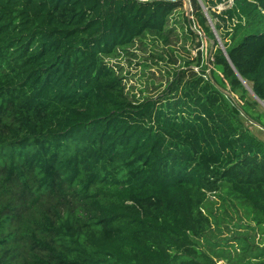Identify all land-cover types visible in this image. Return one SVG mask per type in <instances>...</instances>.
<instances>
[{"label":"trees","instance_id":"obj_1","mask_svg":"<svg viewBox=\"0 0 264 264\" xmlns=\"http://www.w3.org/2000/svg\"><path fill=\"white\" fill-rule=\"evenodd\" d=\"M184 2L0 0V264H227L199 243L212 195L264 233V140L230 92L243 78L264 101V0L220 21L205 3L232 64L191 0L213 62L199 50L155 97L106 61Z\"/></svg>","mask_w":264,"mask_h":264},{"label":"rangeland","instance_id":"obj_2","mask_svg":"<svg viewBox=\"0 0 264 264\" xmlns=\"http://www.w3.org/2000/svg\"><path fill=\"white\" fill-rule=\"evenodd\" d=\"M184 1V5L172 15L170 25L163 33L146 32L134 43L106 58L122 76L126 93L132 100L141 101L157 96L172 80L174 72L186 68L188 63L191 68L199 71L200 67L196 63L199 50L203 52V62H213L214 41L204 36L194 25L193 29L198 36L189 30L186 17L193 19L194 10L191 0ZM201 1L204 5L206 2L209 4L211 11L217 14L215 21H220L223 9L232 0ZM198 42H201L200 47ZM207 73H210L209 68ZM251 87L247 82L244 89L230 92L234 100L257 118L254 120L247 117L245 124L256 137L264 140V104L250 91ZM254 101L257 103L249 107ZM210 197L215 200L218 221L215 220L216 216L212 217V228L199 240L200 246L220 263L243 264L247 259L254 262L261 260L264 233L260 227L248 221L242 208H220L223 201L214 195Z\"/></svg>","mask_w":264,"mask_h":264},{"label":"water","instance_id":"obj_3","mask_svg":"<svg viewBox=\"0 0 264 264\" xmlns=\"http://www.w3.org/2000/svg\"><path fill=\"white\" fill-rule=\"evenodd\" d=\"M200 2H201V4H202L203 9H204V11H205V13H206V16L208 17V19H209V21H210V23H211V25H212V28H213V30H214V32H215V34H216V39H217V41H218V45H219L220 48H222V50L225 52V54L227 55V57H228L230 63L232 64V61L230 60V57H229V55H228V53H227L226 46H225L224 43L221 41V37H220V35L218 34V31H217V29H216L214 23L212 22V18L210 17V15H209V13H208L207 7L203 4V2H202L201 0H200ZM241 78H242V77H241ZM242 80H243L244 84L247 83L243 78H242ZM250 91L255 95V97H256L260 102H262V103L264 104V101H263V100H262V99H261L256 93H255V91L252 89V87L250 88Z\"/></svg>","mask_w":264,"mask_h":264}]
</instances>
